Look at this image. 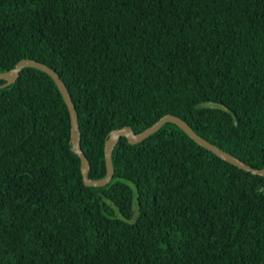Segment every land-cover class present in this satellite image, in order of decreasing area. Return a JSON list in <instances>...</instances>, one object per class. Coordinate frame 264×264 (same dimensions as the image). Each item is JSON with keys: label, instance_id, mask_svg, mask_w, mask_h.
<instances>
[{"label": "trees", "instance_id": "1", "mask_svg": "<svg viewBox=\"0 0 264 264\" xmlns=\"http://www.w3.org/2000/svg\"><path fill=\"white\" fill-rule=\"evenodd\" d=\"M25 58L66 83L93 179L111 130L167 114L264 167V0H0V72ZM113 164L85 185L47 73L0 88V264H264V176L171 122Z\"/></svg>", "mask_w": 264, "mask_h": 264}, {"label": "water", "instance_id": "2", "mask_svg": "<svg viewBox=\"0 0 264 264\" xmlns=\"http://www.w3.org/2000/svg\"><path fill=\"white\" fill-rule=\"evenodd\" d=\"M26 67L36 68L47 73L55 81L59 91L61 92L67 104L71 118L72 150L80 157L83 181L87 186L102 187L108 185L111 182L114 176L113 152L116 145L118 144V142L122 137L127 138L130 144H137L145 140L146 138H148L158 130H160L168 122L176 124L198 145L213 152L215 155H217L224 161L232 165H235L242 170L251 172L252 174L264 176V167L255 168L249 165L248 163L244 162L236 155L222 149L218 145L212 143L211 141L199 135L192 128V126L182 117L174 114H167L161 117L153 125L149 126L148 128L138 133L135 132L134 129L129 125H125L123 127L115 128L111 130L105 140V148H104L106 170H107L106 175L103 178L93 179L89 176V171L91 166L90 161L86 156V154L84 153L81 146V131H80L79 118L75 103L72 99V95L66 83L63 81L60 74L55 69L38 60H34L30 58L21 59L20 61H18V63L13 69L5 72H0V80L5 81L3 84L0 85V88L9 86L14 82H16L21 74V70Z\"/></svg>", "mask_w": 264, "mask_h": 264}]
</instances>
